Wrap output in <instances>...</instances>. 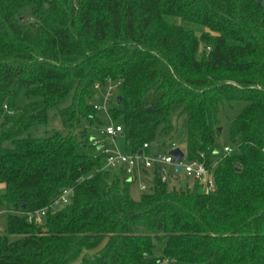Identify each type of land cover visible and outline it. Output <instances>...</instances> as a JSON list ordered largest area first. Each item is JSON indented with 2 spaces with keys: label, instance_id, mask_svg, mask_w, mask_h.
Segmentation results:
<instances>
[{
  "label": "trees",
  "instance_id": "16d2710c",
  "mask_svg": "<svg viewBox=\"0 0 264 264\" xmlns=\"http://www.w3.org/2000/svg\"><path fill=\"white\" fill-rule=\"evenodd\" d=\"M263 5L0 0V142L11 144L0 148L8 207L0 264H264ZM108 79L120 82L108 116L125 152L151 142L160 125L170 129L169 110L181 105L185 160L217 161L213 193L196 183L176 189L153 172L150 190L130 198L122 172L104 168L91 144L103 124L89 104L93 86ZM21 93L31 101L14 111ZM148 93L157 95L152 104L143 102ZM235 100L246 105L230 126L233 153L221 157L217 105ZM51 109L62 131L32 137ZM64 188L71 202L56 208ZM43 209L41 226L27 221Z\"/></svg>",
  "mask_w": 264,
  "mask_h": 264
},
{
  "label": "built area",
  "instance_id": "2783aa9c",
  "mask_svg": "<svg viewBox=\"0 0 264 264\" xmlns=\"http://www.w3.org/2000/svg\"><path fill=\"white\" fill-rule=\"evenodd\" d=\"M264 4V0H261ZM120 82L117 80L108 79L104 84L95 83L93 86V91L95 93V100L91 101L89 104L93 106V109L104 115L108 119V123L104 124L101 128H97V136L91 133V144L96 148L97 152H100L104 158V168L120 171L123 174L125 182L132 184L137 180L138 176L143 175L147 180V184H140L138 189L144 194L147 193L151 188L150 176L146 173V169L150 168L152 165L157 166L155 173L160 183H166L171 185L175 174H181L183 177L196 183L203 195H209L214 192L215 184L213 181L212 170L216 165L215 161L209 168L205 165L203 161H187L183 153L182 159L174 164L172 162L173 158L169 155L166 156H152L148 157L145 150L148 149V144H143L142 154L136 156L137 151L134 154L126 153L119 154L115 153L113 150L109 149L108 146H112L111 141L114 140L120 133L121 127L119 124L114 123L108 116V106L113 102L116 97L118 86ZM2 110L8 115H12L13 112L9 110L7 105H3ZM108 139V141H106ZM110 140V141H109ZM174 149L173 146L171 150ZM233 153L232 148H223L220 156H226ZM162 166H168L172 169V176H168L164 173ZM176 166L181 167L179 173L174 172ZM73 191L71 188H64L58 197L55 199L53 206L58 208L59 206L68 205L71 200ZM46 209L37 211L35 213H29L26 215L27 221L29 223H34L36 226H41L43 223V218L46 216Z\"/></svg>",
  "mask_w": 264,
  "mask_h": 264
},
{
  "label": "rangeland",
  "instance_id": "374dc122",
  "mask_svg": "<svg viewBox=\"0 0 264 264\" xmlns=\"http://www.w3.org/2000/svg\"><path fill=\"white\" fill-rule=\"evenodd\" d=\"M23 14L29 18L30 17V11L29 8H26V10L23 12ZM191 26L192 30H195L196 34H199V29ZM157 95L154 93H148L143 97V102L152 104L156 101ZM31 100L27 99L24 95V93H21L18 99L16 100L15 106L13 108L14 111L18 110L19 108L23 107L27 103H29ZM67 102L66 104H68ZM246 103L242 101H222L218 102L217 105V115H216V121H217V129L219 131H216V134L214 136V149L215 151L220 154L222 149L227 148H233L235 145L229 135L230 126L232 123V120L237 116L245 107ZM182 111L181 105H175L172 106L169 110V121H170V129L164 130L163 125H160L155 132L154 139L148 143V149L145 150L146 155L148 157L152 156H166L171 151V148L179 149L182 153H184L185 150V138H186V120L183 115H180ZM103 124L99 127L101 128L104 124L108 123L107 117L104 115L100 116ZM94 135L97 136L98 130L93 128ZM53 131H62V124L59 116L57 115V109H51L48 114V120L46 125H42L36 128H33L30 130V134L32 137H44L45 135L52 133ZM108 141V139H106ZM110 141V140H109ZM112 146H108L109 149L113 150L115 153L119 154H126L125 152V144L123 140L117 136L114 140L111 141ZM9 142H0V148H8L10 147ZM157 166L152 165L150 168L146 169V173L150 175L155 171ZM162 169L165 174L168 176L173 175V171L168 166H162ZM175 178H173L172 183L170 186H173L176 189L184 191L185 189H191L194 186V183L183 177L181 174H175ZM140 184H147V180L145 179V176L140 175L138 176L137 180L130 184L129 187V195L132 199L137 200L140 194H142L138 187ZM72 199V196L69 198ZM6 235V214L0 215V236ZM163 250V243L153 241V248H152V255L155 258H161ZM91 255L93 254L90 253ZM81 259L76 260L75 262H72L70 264H80ZM160 264H181L175 261H168V260H161Z\"/></svg>",
  "mask_w": 264,
  "mask_h": 264
},
{
  "label": "water",
  "instance_id": "95a60500",
  "mask_svg": "<svg viewBox=\"0 0 264 264\" xmlns=\"http://www.w3.org/2000/svg\"><path fill=\"white\" fill-rule=\"evenodd\" d=\"M259 3L261 2V0H257ZM264 6V5H263ZM21 21H23V19L21 18ZM120 100V97L118 96L117 97V101ZM149 109V108H148ZM216 131H219V129H216ZM142 154V150H139L137 153H136V156H140ZM169 156H171L173 158L172 162L174 164H177L183 157V153L179 150V149H172L169 153H168ZM181 171V167L180 166H176L174 168V172L175 173H179ZM46 216H44L43 219H45Z\"/></svg>",
  "mask_w": 264,
  "mask_h": 264
},
{
  "label": "crops",
  "instance_id": "0c3cea01",
  "mask_svg": "<svg viewBox=\"0 0 264 264\" xmlns=\"http://www.w3.org/2000/svg\"><path fill=\"white\" fill-rule=\"evenodd\" d=\"M131 186V185H130ZM5 194V185L4 184H0V197L2 196V195H4ZM141 195V194H140ZM139 195V196H140ZM130 196V195H129ZM130 198H131V196H130ZM132 199V198H131ZM138 199V198H137ZM134 200V199H133ZM1 214H6V218H7V214H8V207H7V205L4 203V202H1L0 201V215Z\"/></svg>",
  "mask_w": 264,
  "mask_h": 264
}]
</instances>
